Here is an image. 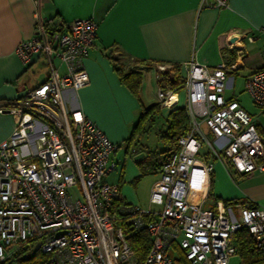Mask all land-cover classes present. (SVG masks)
<instances>
[{
  "label": "built area",
  "instance_id": "built-area-1",
  "mask_svg": "<svg viewBox=\"0 0 264 264\" xmlns=\"http://www.w3.org/2000/svg\"><path fill=\"white\" fill-rule=\"evenodd\" d=\"M205 2L227 5L226 0ZM97 28L93 18H75L66 28L49 31L36 14L33 35L16 48L25 65L32 54L39 55L47 76L16 99L0 101V114L15 121L0 141V264H20L25 251H37L39 264H230L234 234L242 228L264 251L263 207L238 205L235 214L221 201L211 208L192 200V182L207 187L213 169V161L203 160V177L194 175L203 146L204 156L224 155L239 173L264 168V143L253 116L224 96L236 61L184 64L181 87L190 125L178 138V150L158 166L149 193V204L157 209H144L106 180L118 167L120 144L65 100L66 90L89 82L83 61ZM256 30L264 33V27ZM245 36L255 40L254 34ZM166 86H159L157 97L160 106L169 107L178 102L177 89ZM244 90L264 114V68L246 77ZM141 231L151 241L139 262L130 238Z\"/></svg>",
  "mask_w": 264,
  "mask_h": 264
},
{
  "label": "crops",
  "instance_id": "crops-1",
  "mask_svg": "<svg viewBox=\"0 0 264 264\" xmlns=\"http://www.w3.org/2000/svg\"><path fill=\"white\" fill-rule=\"evenodd\" d=\"M226 4L214 6L205 0H0V101L16 99L47 76L46 63L39 55L32 54L25 65L16 53L18 45L33 35L37 14L42 21H48L49 31L64 29L75 18H93L97 22L95 43L83 61L89 82L76 91L66 90L64 96L70 106L79 108L120 147L127 143L143 108L157 104L159 113L149 123L160 116L165 128L172 108L185 109L182 89L176 94L178 102L169 107L160 106L157 93L151 91L161 85L171 87L173 71H178L183 81L184 64L189 60L211 67L236 61L237 68L229 73L224 96L235 98L244 107L234 94L235 83L239 75L244 83L248 75L264 68V33L256 30L264 27V0H226ZM249 34L255 35L254 41H248L245 35ZM238 45L242 46L240 54ZM116 67L124 73L141 75L137 95L120 81ZM164 72L170 76L165 77ZM251 104L249 109L244 108L253 116L264 143V114L252 101ZM14 123L11 115L0 114V141L10 135ZM200 127L203 133V129L210 133L204 123ZM204 147L194 175L203 177V160L213 161V169L207 187L199 188L192 182L193 202L213 208L221 201L235 214L238 205L264 208V168L239 173L224 155L220 159L212 154L204 156ZM137 149L136 146L130 154L125 153L116 183L126 201L139 205L132 186L141 177L136 159L142 155H133ZM161 160L155 166L157 174ZM262 261L264 264V251Z\"/></svg>",
  "mask_w": 264,
  "mask_h": 264
},
{
  "label": "trees",
  "instance_id": "trees-1",
  "mask_svg": "<svg viewBox=\"0 0 264 264\" xmlns=\"http://www.w3.org/2000/svg\"><path fill=\"white\" fill-rule=\"evenodd\" d=\"M46 29H49L48 21L45 22ZM116 72L119 75L120 81L133 93L137 95L138 88L141 84V75L137 72L124 73L120 67H116ZM177 70V68L175 67ZM178 72V71H177ZM173 71V75H167L163 73L165 77H172L169 79V85L176 87L177 91L182 89V80L179 79V73ZM168 85V86H169ZM159 106L157 104L150 105L147 108H143L138 121L133 126L129 137L126 139L127 149L133 144V140L140 132L141 127L146 123L152 121L155 114L159 113ZM168 124L166 128L160 132V139L166 144L164 149L163 159L169 157L171 154L178 150V138L185 134L188 129V116L183 107L172 108L167 115ZM150 235L146 231H141L139 234L130 238L132 248L135 250L139 262L142 261L144 255L150 245ZM234 246L236 248V254L239 255L241 264H263L262 254L263 251L255 247L246 229L242 228L236 231L233 239ZM21 256L18 257V261L26 264H39L42 262L41 255L37 251L29 253L27 251L21 252ZM35 258V259H34Z\"/></svg>",
  "mask_w": 264,
  "mask_h": 264
},
{
  "label": "rangeland",
  "instance_id": "rangeland-1",
  "mask_svg": "<svg viewBox=\"0 0 264 264\" xmlns=\"http://www.w3.org/2000/svg\"><path fill=\"white\" fill-rule=\"evenodd\" d=\"M163 71V70H161ZM172 72V71H171ZM173 75V73H170ZM240 76V75H239ZM237 78L235 83V91L234 94L240 99L243 106L249 109V106H252L250 98L248 94L244 91L243 79L240 76ZM156 88L151 91V94H156ZM151 104V103H150ZM155 120L152 123H145L143 127H141L140 132L136 135L133 140L132 146L127 149V144L118 149L115 154V158L118 160L119 164L116 170L112 171L107 176V181L111 183H116L119 180V175L121 172V162L124 160L125 153L130 154L131 149L137 146V152L133 155H142L137 161V170L140 174V179L136 180V182L132 183V186L135 190L136 196L139 201V205L141 208L148 209H157L155 205L149 204V193H150V185L154 181L156 177H158L157 172L155 170L156 164L163 158L164 149L166 148V144L160 139L159 134L161 130L165 128L164 122H160L161 117L157 116L154 118ZM163 128V129H162ZM204 128V126H203ZM204 135L208 141H213V136L210 133H207L205 129H203ZM202 149H205L203 146ZM117 155V156H116ZM127 156V155H126ZM133 157V156H132ZM35 259V258H34ZM18 264V263H13ZM26 264V262L21 263ZM230 264H241V260L239 255H234L230 258Z\"/></svg>",
  "mask_w": 264,
  "mask_h": 264
},
{
  "label": "bare ground",
  "instance_id": "bare-ground-1",
  "mask_svg": "<svg viewBox=\"0 0 264 264\" xmlns=\"http://www.w3.org/2000/svg\"><path fill=\"white\" fill-rule=\"evenodd\" d=\"M174 99H175V96L173 95L172 98H171V101H173ZM171 101H170V102H171ZM170 102H169V103H170Z\"/></svg>",
  "mask_w": 264,
  "mask_h": 264
},
{
  "label": "water",
  "instance_id": "water-1",
  "mask_svg": "<svg viewBox=\"0 0 264 264\" xmlns=\"http://www.w3.org/2000/svg\"><path fill=\"white\" fill-rule=\"evenodd\" d=\"M57 31H59V29H57Z\"/></svg>",
  "mask_w": 264,
  "mask_h": 264
}]
</instances>
